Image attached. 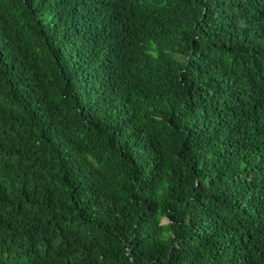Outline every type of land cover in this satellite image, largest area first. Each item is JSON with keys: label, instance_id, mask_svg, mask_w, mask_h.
Segmentation results:
<instances>
[{"label": "trees", "instance_id": "16d2710c", "mask_svg": "<svg viewBox=\"0 0 264 264\" xmlns=\"http://www.w3.org/2000/svg\"><path fill=\"white\" fill-rule=\"evenodd\" d=\"M0 264H264V0H0Z\"/></svg>", "mask_w": 264, "mask_h": 264}, {"label": "rangeland", "instance_id": "374dc122", "mask_svg": "<svg viewBox=\"0 0 264 264\" xmlns=\"http://www.w3.org/2000/svg\"><path fill=\"white\" fill-rule=\"evenodd\" d=\"M163 221H164V222H166V221H167V219H166V218H164V219H163Z\"/></svg>", "mask_w": 264, "mask_h": 264}]
</instances>
